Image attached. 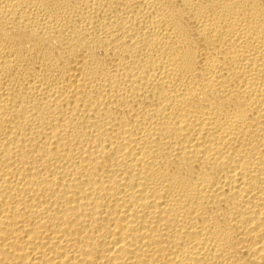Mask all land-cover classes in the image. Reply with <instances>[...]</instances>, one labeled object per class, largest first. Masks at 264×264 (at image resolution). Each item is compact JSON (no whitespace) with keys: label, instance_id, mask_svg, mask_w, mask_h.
I'll return each instance as SVG.
<instances>
[{"label":"bare ground","instance_id":"bare-ground-1","mask_svg":"<svg viewBox=\"0 0 264 264\" xmlns=\"http://www.w3.org/2000/svg\"><path fill=\"white\" fill-rule=\"evenodd\" d=\"M0 264H264V0H0Z\"/></svg>","mask_w":264,"mask_h":264}]
</instances>
